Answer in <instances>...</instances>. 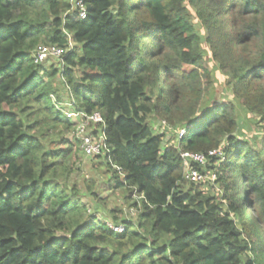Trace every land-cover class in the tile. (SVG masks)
Wrapping results in <instances>:
<instances>
[{
  "label": "trees",
  "instance_id": "obj_1",
  "mask_svg": "<svg viewBox=\"0 0 264 264\" xmlns=\"http://www.w3.org/2000/svg\"><path fill=\"white\" fill-rule=\"evenodd\" d=\"M82 3L84 19L73 0H0V264H264V0ZM41 46L66 53L36 63ZM68 112L102 115L95 159L135 220H101L70 185ZM184 153L217 195L185 180Z\"/></svg>",
  "mask_w": 264,
  "mask_h": 264
},
{
  "label": "rangeland",
  "instance_id": "obj_2",
  "mask_svg": "<svg viewBox=\"0 0 264 264\" xmlns=\"http://www.w3.org/2000/svg\"><path fill=\"white\" fill-rule=\"evenodd\" d=\"M206 56H205L206 58L205 65L206 68H208V70L213 74L214 79L212 80L213 81L212 88L215 91L218 99L220 101L231 99L232 98L231 88L228 87L227 82L222 77L218 66L212 62L213 59L210 50ZM52 65L59 66V62L56 61L52 63ZM247 120L250 121L251 131H247L246 136H251L253 135V133L255 134V132L261 129L260 127H257V125L254 124L252 115L249 116V119ZM150 123L152 125H155L157 121H151ZM67 138L71 139V136H67ZM98 161L99 160L95 158L88 159L85 156H83V154L80 151L79 152L75 151L71 162V164L75 163V165H74V172L70 177V185L74 186V184H76L75 186L80 187L83 194L88 192V194H85L86 195L85 202L87 203L88 208L90 209L91 212H95L97 209L96 213H98V217L101 220H105L106 222H112L109 220L110 218L109 216H112L110 212L115 211L117 208H123L124 211L126 212V215H122L120 217L121 220L122 219L135 220L137 218L136 211L131 207L130 208L128 207L125 199L121 196L116 195L111 190L106 189L108 183V179H107L108 174L104 170L106 169L104 167L105 166L104 162L99 164ZM100 168H103V171L98 170ZM108 178L110 179V176ZM88 184L92 185V189H93L92 191L87 189ZM208 188L210 192H212L214 195H217V193H219L217 187L214 186V184H212L211 182L202 185L203 190H206ZM187 190H189L188 187ZM93 194H95L99 198V200L97 199H96L97 201L94 200L92 198ZM132 199H133V204L140 201L137 195H134V198Z\"/></svg>",
  "mask_w": 264,
  "mask_h": 264
},
{
  "label": "built area",
  "instance_id": "obj_3",
  "mask_svg": "<svg viewBox=\"0 0 264 264\" xmlns=\"http://www.w3.org/2000/svg\"><path fill=\"white\" fill-rule=\"evenodd\" d=\"M76 4L75 10L77 11L80 18H86V9L82 3V0H73ZM65 51L58 46H41L36 57V63H48L57 59H61L65 55ZM68 118L77 123L76 129L73 133V137L81 141V152L88 159L97 157H105L110 153V147L107 143V136L104 132V128L100 129L101 126L105 125L104 119L100 113H94L92 115L87 114H75L67 113ZM98 132V133H97ZM186 134L185 130H182L179 137L182 138ZM220 154L218 151H213L209 154L210 157ZM183 159L185 162V180L191 184L193 183H215L217 176L207 175L200 172L192 166V163L198 164L201 167H206L208 159L202 154L184 153ZM111 228L116 232H123V227Z\"/></svg>",
  "mask_w": 264,
  "mask_h": 264
}]
</instances>
